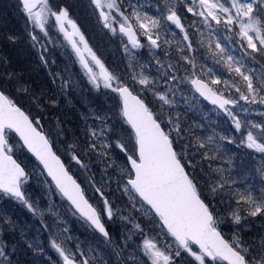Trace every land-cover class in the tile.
I'll return each instance as SVG.
<instances>
[{"label": "snow or ice", "instance_id": "obj_1", "mask_svg": "<svg viewBox=\"0 0 264 264\" xmlns=\"http://www.w3.org/2000/svg\"><path fill=\"white\" fill-rule=\"evenodd\" d=\"M0 264H264V0H0Z\"/></svg>", "mask_w": 264, "mask_h": 264}, {"label": "trees", "instance_id": "obj_2", "mask_svg": "<svg viewBox=\"0 0 264 264\" xmlns=\"http://www.w3.org/2000/svg\"><path fill=\"white\" fill-rule=\"evenodd\" d=\"M9 23H10V24H14V23H16L15 19L12 18L11 13H9Z\"/></svg>", "mask_w": 264, "mask_h": 264}]
</instances>
